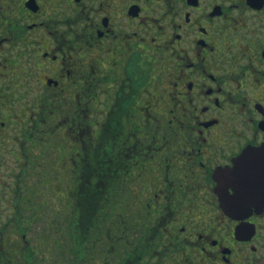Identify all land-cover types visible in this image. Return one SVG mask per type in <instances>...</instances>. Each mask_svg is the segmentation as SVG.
Listing matches in <instances>:
<instances>
[{
	"label": "flooded vegetation",
	"instance_id": "obj_1",
	"mask_svg": "<svg viewBox=\"0 0 264 264\" xmlns=\"http://www.w3.org/2000/svg\"><path fill=\"white\" fill-rule=\"evenodd\" d=\"M5 43L0 151L22 169L108 177L116 214L101 228L108 240L98 264H255L264 256V0H0ZM244 148L261 172L257 204L240 225L212 186L216 159ZM86 177H68L84 186V202L93 199ZM32 180L25 192L44 181ZM74 187L44 214L22 195L12 207L33 261L35 251L73 255L81 245L84 203ZM35 226L29 249L25 234ZM85 229L87 243L95 237ZM12 255L0 245L1 264L19 260Z\"/></svg>",
	"mask_w": 264,
	"mask_h": 264
},
{
	"label": "rangeland",
	"instance_id": "obj_2",
	"mask_svg": "<svg viewBox=\"0 0 264 264\" xmlns=\"http://www.w3.org/2000/svg\"><path fill=\"white\" fill-rule=\"evenodd\" d=\"M5 50L11 51L12 48L10 49V47H7L5 43L4 46L0 48L1 58L5 55ZM5 92L8 93L9 90H5ZM25 143V145H27V141H25ZM16 162L19 161L13 160L12 157H10L9 153L0 151V245H2L3 250H9L11 252V255L13 254L12 257L16 256L19 258L18 261H13L14 264H98L103 257L100 253V250L102 249L100 243L104 240H108V234H105L102 238V224H98V231L94 232L93 234L95 239L89 238L90 240H87V243L91 240L96 243V246L94 247L92 245L91 249H88L87 252H85V250L81 252V249H78V251L80 252L72 255L71 252L63 249H60L59 252L56 250L54 251V249H50L48 253L45 252L46 249H44L41 251H35V254H37V252L39 253L38 255H36V259L34 261L29 258V254L23 249L25 244L23 243V239L21 237L22 234L16 230L17 228L15 222L13 221V215H15L16 213L12 210V207H15L17 203H21L20 200L18 202L17 200L19 196L22 195L21 198L25 197L26 200H32L33 204L37 203L40 213L44 214V212L52 210L54 204L62 205V201H60L62 200V198H55V196L57 194L70 196L69 189H73L74 184H72L71 181L70 183H67L69 180L68 177H70V174L72 173L71 170H54V172L57 174L55 176H52L51 170L39 169L36 165H33L34 168L32 169H22L21 165L16 164ZM53 177L55 178V181H51V178ZM94 178L95 177H93L92 180H94ZM28 179H35L32 181H39L44 179V181L43 183H41V185L31 187L28 191L25 192L23 188L25 185L24 180L27 181ZM64 179H67V181H64ZM72 179H74V181L76 180V174H74L70 180ZM49 181H51V183H58V185H50ZM61 188L63 189L62 191ZM77 189L84 194L83 185H78ZM64 203L65 202H63V204ZM112 206L113 208L111 207L110 210L111 214L109 213L111 219L112 215L116 214L115 202H113ZM78 218L79 215L77 213V220ZM47 219L49 218H44V220ZM23 221H25V219H23ZM89 221V214H86L84 211L75 228L78 230L76 234L79 236V241L83 243L85 248L88 245L87 243H85V238L87 236L85 226L89 224ZM4 228H6V230H4ZM34 228V230L33 228H31V230L25 234L29 241L33 242L28 246L30 247L29 249H36L35 242L37 244V237L35 236L37 235V233H39L41 227L35 226ZM80 231L81 234L79 233ZM116 247L117 244L113 243V249H115ZM29 249L28 252L30 253ZM113 252L115 253V250H113ZM82 254L83 256L80 257V255ZM21 256L25 257V261L24 259L22 260L20 258ZM95 257H97V259H94ZM110 257H113V254L108 255V258Z\"/></svg>",
	"mask_w": 264,
	"mask_h": 264
},
{
	"label": "snow or ice",
	"instance_id": "obj_3",
	"mask_svg": "<svg viewBox=\"0 0 264 264\" xmlns=\"http://www.w3.org/2000/svg\"><path fill=\"white\" fill-rule=\"evenodd\" d=\"M256 99H260L257 95ZM245 148L235 156V159L229 157L227 160L221 162L216 159V170L219 167L220 174L218 178H214L215 184L212 186L213 190L218 194L220 206L230 217H235L242 222V218L247 216L253 204H257V190L259 187L261 164L255 153L245 154ZM97 177L96 181L92 180V176ZM207 175V172L204 173ZM108 177L99 172H92L86 177V182L95 188H104L106 186ZM201 187L207 189L209 187L207 182H204ZM85 202L83 208L87 214L96 207L94 201L87 199L85 194ZM223 198V200L221 199ZM239 213V214H237Z\"/></svg>",
	"mask_w": 264,
	"mask_h": 264
},
{
	"label": "trees",
	"instance_id": "obj_4",
	"mask_svg": "<svg viewBox=\"0 0 264 264\" xmlns=\"http://www.w3.org/2000/svg\"><path fill=\"white\" fill-rule=\"evenodd\" d=\"M94 171L99 172L101 174L100 170H87V171H85L83 169H80V170L72 171V173L70 174L71 175L70 177H73V175L76 174V178L78 177V179H79V177L85 178L86 176L88 177L90 175V173H92ZM93 177H95L93 181H96L97 177L95 175H93L92 178ZM67 183H70V180H68ZM78 185L79 184L76 183V186L74 187L75 188L74 192L79 194V198H81V197H83L84 194H83V192H81L80 190L77 189ZM87 185H88L87 186V192L89 193V190L91 191L92 198H93L91 201L95 202L96 207L87 213V214H89L90 221H89V224L86 225V227L91 226V227H93V232H97L98 231L97 230L98 224H102L103 226H105V225H108L110 221H112V222L115 221L114 215H112V219H111V216L109 215V213H110L111 207L113 208V206H110V205H112L113 202H115V204H116V201H109L107 199L106 195L109 194L110 190L106 192L105 191L106 186L104 188L100 189V188H95V187L89 185L88 183H87ZM111 188L113 189L114 187H111ZM69 191H70V193L73 192L71 190V188L69 189ZM82 199L83 198H81V202H80L81 206L84 203V200H82ZM83 213H84L83 207H79L78 208V215L79 214L80 215H79L78 220L80 219V217ZM77 232H78V230L76 229V233ZM78 238H79V236L77 235L76 243L79 242V245H80V241ZM78 249H81V252L84 250H85V252H87V249L84 247L83 243H81L80 246L75 247V249L73 251L74 254L80 252V251H78ZM81 256H83V254L80 255V257ZM13 264H14V262H13Z\"/></svg>",
	"mask_w": 264,
	"mask_h": 264
},
{
	"label": "water",
	"instance_id": "obj_5",
	"mask_svg": "<svg viewBox=\"0 0 264 264\" xmlns=\"http://www.w3.org/2000/svg\"><path fill=\"white\" fill-rule=\"evenodd\" d=\"M255 264H264V256L258 262H256Z\"/></svg>",
	"mask_w": 264,
	"mask_h": 264
}]
</instances>
